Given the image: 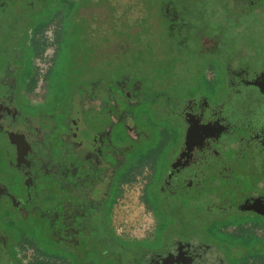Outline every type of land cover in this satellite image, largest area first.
<instances>
[{"label": "flooded vegetation", "instance_id": "1", "mask_svg": "<svg viewBox=\"0 0 264 264\" xmlns=\"http://www.w3.org/2000/svg\"><path fill=\"white\" fill-rule=\"evenodd\" d=\"M140 5L132 24L111 0L79 3L73 22L106 65L80 74L68 102L53 76L33 103L45 25L28 14L42 7L0 0V264H264V0ZM58 23L48 77L67 46ZM142 167L151 225L130 238L111 210Z\"/></svg>", "mask_w": 264, "mask_h": 264}, {"label": "rangeland", "instance_id": "2", "mask_svg": "<svg viewBox=\"0 0 264 264\" xmlns=\"http://www.w3.org/2000/svg\"><path fill=\"white\" fill-rule=\"evenodd\" d=\"M82 1L83 0H34L36 5L42 7V11L37 14H28L31 16L32 22L36 20L32 24L36 25L39 21L50 18L47 20V24L44 28L35 35V48L34 53L31 55L32 75L36 78V81L31 90L27 91V96L33 103H40L44 100L47 94L49 80L53 76L54 80H52V82L55 83L57 87H59V85L63 86L61 90L59 89L58 94L61 92L64 93V97L68 102L71 98L70 95L72 92L70 90L73 89V86L77 83L83 84L86 82H79L80 74L89 70V67L94 69L98 68L99 65H106V62L102 58L100 60L98 58L95 59L97 49L99 47L101 49V42L97 45L96 39L89 45L85 41L87 35L85 34L84 36L80 34V31L81 33L83 32L81 29L84 27L80 24L75 25L73 22L75 18V13H73L74 8ZM111 2L115 6L114 14L116 17L126 18L129 23L133 24L135 20L138 19L139 15L143 14L140 8V0H111ZM61 18H65L66 30L69 29L66 32L67 46H61L51 73L52 75L50 74V77H48V68L53 63V57L57 46L55 36L59 26L58 21H60ZM32 24H30L28 31H31ZM25 27L26 25L23 26L24 29ZM86 27L88 30L91 29V26L87 22L85 24V28ZM90 34H92V32H90ZM123 41L127 45V34L124 36ZM92 49L96 51L91 54ZM123 58L122 61H120L119 58L118 63L116 61L115 63L121 67L127 66V56ZM91 61L94 62L91 63ZM108 61H110V65H112L110 57ZM38 63L42 64L43 67L41 68L43 71L46 70L43 75V80L41 79V72L36 69H40ZM123 69L127 70V68ZM207 74L209 73L207 72ZM65 105L66 104H62L60 106L63 108H70L71 103L70 105ZM24 110H26L25 112L27 114L32 112L26 108H24ZM53 116L54 113L52 110L51 113H47L45 120L50 122ZM119 128L122 129L121 126ZM47 129L51 130V128H45L44 130L47 131ZM50 130H48V133L51 132V134H53L54 132ZM122 132H124V129H122ZM51 134L49 137H51ZM147 171L145 167L140 168L132 177L127 178V182L123 184L122 189L119 194H117L118 198L115 200L111 210V222L113 226H115L116 231L122 236L137 238L151 225V217L147 209L144 208L141 200L142 187L147 176Z\"/></svg>", "mask_w": 264, "mask_h": 264}, {"label": "built area", "instance_id": "3", "mask_svg": "<svg viewBox=\"0 0 264 264\" xmlns=\"http://www.w3.org/2000/svg\"><path fill=\"white\" fill-rule=\"evenodd\" d=\"M39 66H40V69L39 68H36V69L39 72H41V79L43 80V77H44L43 75L46 70L43 71V69L41 68L43 67L41 63H38V67ZM16 255L21 261L27 262L31 260L33 257H35V249L33 246L22 244L18 246V248L16 249Z\"/></svg>", "mask_w": 264, "mask_h": 264}, {"label": "crops", "instance_id": "4", "mask_svg": "<svg viewBox=\"0 0 264 264\" xmlns=\"http://www.w3.org/2000/svg\"><path fill=\"white\" fill-rule=\"evenodd\" d=\"M76 7H77V6H76ZM76 7L74 8V11H75ZM74 11H73V13H74ZM49 18H50V17H49ZM49 18H47V19L44 20L42 23H40V26H42V25H46V24H47V20H49ZM68 30H69V29H68ZM68 30H67V31H68ZM32 81H33V80H32ZM33 84H34L33 82L30 84L28 90H31ZM22 244H27V245L32 246L29 242H26V241L22 242V243L19 244L18 246H20V245H22ZM18 246H17V248H18Z\"/></svg>", "mask_w": 264, "mask_h": 264}, {"label": "trees", "instance_id": "5", "mask_svg": "<svg viewBox=\"0 0 264 264\" xmlns=\"http://www.w3.org/2000/svg\"><path fill=\"white\" fill-rule=\"evenodd\" d=\"M32 82L34 83L36 81V78L34 76H32Z\"/></svg>", "mask_w": 264, "mask_h": 264}]
</instances>
